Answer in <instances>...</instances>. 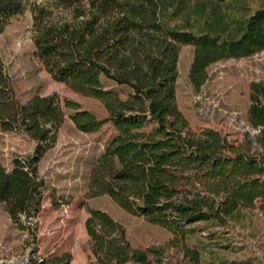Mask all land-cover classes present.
Wrapping results in <instances>:
<instances>
[{
    "label": "trees",
    "instance_id": "1",
    "mask_svg": "<svg viewBox=\"0 0 264 264\" xmlns=\"http://www.w3.org/2000/svg\"><path fill=\"white\" fill-rule=\"evenodd\" d=\"M28 1L0 0V37ZM223 1L49 0L33 6L35 56L54 80L101 101L108 117L100 120L56 94L22 103L0 54V129L37 142L34 154L15 159L11 171L0 163V205L15 224L41 212L47 186L39 163L57 142L65 109L74 111L71 120L83 133H97L106 124L117 132L91 171L90 198L109 196L127 213L174 234L199 222L224 226L259 201L264 204V82L250 86L247 120L257 135L247 133L237 146L215 130L193 134L177 102L181 46L195 48L189 80L196 92L213 64L264 51V9L235 37L214 32L209 23L197 31L171 24L170 10L179 15L190 5ZM103 79L131 94L122 99L105 89ZM89 214L90 264H152L149 254L155 249L133 248L125 229L107 213ZM186 253L199 264L198 252ZM72 261L65 253L30 264Z\"/></svg>",
    "mask_w": 264,
    "mask_h": 264
},
{
    "label": "rangeland",
    "instance_id": "2",
    "mask_svg": "<svg viewBox=\"0 0 264 264\" xmlns=\"http://www.w3.org/2000/svg\"><path fill=\"white\" fill-rule=\"evenodd\" d=\"M48 2L29 0L25 12L13 17L0 37V54L15 92L22 103L35 96L56 94L62 101L78 103L82 110L105 120L108 114L101 101L75 93L54 80L35 56L33 6ZM260 9H264V0H225L204 8L190 5L179 15L170 10L171 24L197 31L209 23L214 32L235 37ZM194 52L191 45L181 46L176 82L178 106L192 133L199 136L205 130H215L236 146L247 133L257 135L248 123L247 113L251 84L264 82V51L213 64L200 92L189 80ZM103 86L115 90L124 100L131 94L128 87L106 79ZM73 113L72 109H65L57 142L39 163V175L47 184L41 212L31 219L22 217L21 223L15 224L4 205H0V264H30L35 258L65 253L73 256L71 264H90L91 245L85 226L90 210L103 211L121 224L133 248L155 249L156 254H149L152 264H196L186 249L199 253V264H264L262 201L224 226L199 222L189 226L184 234H174L127 213L109 196L88 197L91 171L117 132L112 124H106L97 133H83L72 122ZM36 148L37 142L27 135L0 129V163L8 171L13 169L15 159L32 156Z\"/></svg>",
    "mask_w": 264,
    "mask_h": 264
},
{
    "label": "crops",
    "instance_id": "3",
    "mask_svg": "<svg viewBox=\"0 0 264 264\" xmlns=\"http://www.w3.org/2000/svg\"><path fill=\"white\" fill-rule=\"evenodd\" d=\"M46 186H47V184H46Z\"/></svg>",
    "mask_w": 264,
    "mask_h": 264
}]
</instances>
